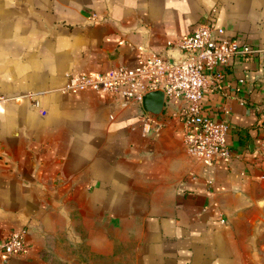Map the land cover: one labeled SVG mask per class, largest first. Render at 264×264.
<instances>
[{
	"label": "crops",
	"instance_id": "0c3cea01",
	"mask_svg": "<svg viewBox=\"0 0 264 264\" xmlns=\"http://www.w3.org/2000/svg\"><path fill=\"white\" fill-rule=\"evenodd\" d=\"M205 20L259 51L201 101L228 126L229 159L187 154L181 100L144 134L142 103L61 91L141 54L176 59L167 43ZM263 107L264 0H0V241L23 229L26 245L7 264L70 250L87 264H264Z\"/></svg>",
	"mask_w": 264,
	"mask_h": 264
},
{
	"label": "built area",
	"instance_id": "2783aa9c",
	"mask_svg": "<svg viewBox=\"0 0 264 264\" xmlns=\"http://www.w3.org/2000/svg\"><path fill=\"white\" fill-rule=\"evenodd\" d=\"M167 48L176 50L179 57L167 60L153 53L141 54L133 67L119 66L107 72L68 75L67 84L61 91L121 95L137 104H141L145 94L161 91L164 103L171 100L184 103L180 118L184 128L183 145L189 156L204 162L231 158L233 154L226 139L227 124L205 116L201 101L207 90H224L226 73L223 67L233 58L259 51L238 44L225 35L223 28L206 20L197 23L191 33L168 42ZM160 126L157 115L147 113L142 118L144 134ZM220 222L224 223V220ZM24 235L23 229H14L0 241V264H7L11 257L25 251Z\"/></svg>",
	"mask_w": 264,
	"mask_h": 264
},
{
	"label": "water",
	"instance_id": "95a60500",
	"mask_svg": "<svg viewBox=\"0 0 264 264\" xmlns=\"http://www.w3.org/2000/svg\"><path fill=\"white\" fill-rule=\"evenodd\" d=\"M143 109L152 115H160L164 106V94L161 91H153L142 97Z\"/></svg>",
	"mask_w": 264,
	"mask_h": 264
},
{
	"label": "rangeland",
	"instance_id": "374dc122",
	"mask_svg": "<svg viewBox=\"0 0 264 264\" xmlns=\"http://www.w3.org/2000/svg\"><path fill=\"white\" fill-rule=\"evenodd\" d=\"M70 248H72V244H70ZM65 253L69 257L60 258V257L55 256L54 258V255H53L52 264H75V263L87 264L88 263L87 256H83L82 254L78 256V254L74 250L65 251Z\"/></svg>",
	"mask_w": 264,
	"mask_h": 264
}]
</instances>
